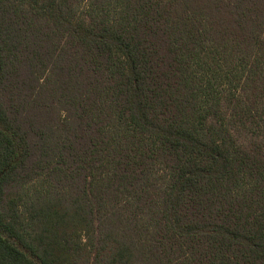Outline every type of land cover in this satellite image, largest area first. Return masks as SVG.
<instances>
[{
    "label": "trees",
    "instance_id": "obj_1",
    "mask_svg": "<svg viewBox=\"0 0 264 264\" xmlns=\"http://www.w3.org/2000/svg\"><path fill=\"white\" fill-rule=\"evenodd\" d=\"M0 264H264V0H0Z\"/></svg>",
    "mask_w": 264,
    "mask_h": 264
},
{
    "label": "rangeland",
    "instance_id": "obj_2",
    "mask_svg": "<svg viewBox=\"0 0 264 264\" xmlns=\"http://www.w3.org/2000/svg\"><path fill=\"white\" fill-rule=\"evenodd\" d=\"M80 8L82 9V5L80 6Z\"/></svg>",
    "mask_w": 264,
    "mask_h": 264
}]
</instances>
